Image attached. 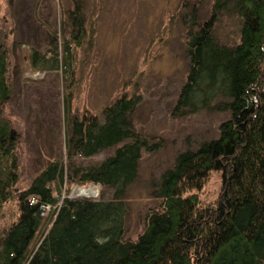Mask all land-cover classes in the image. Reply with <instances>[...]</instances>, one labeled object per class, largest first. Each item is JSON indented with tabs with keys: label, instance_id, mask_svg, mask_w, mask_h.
<instances>
[{
	"label": "trees",
	"instance_id": "obj_1",
	"mask_svg": "<svg viewBox=\"0 0 264 264\" xmlns=\"http://www.w3.org/2000/svg\"><path fill=\"white\" fill-rule=\"evenodd\" d=\"M11 1L0 0V264H264V0H213L202 20L196 4L180 13L187 71L171 115L214 110L227 117L215 137L177 153L151 183L154 205L135 237L126 236L124 196L138 179L142 154L162 146L134 128L135 95L118 97L101 116H70L63 159L17 190L20 135L3 115L13 90L5 43ZM227 9L238 20L234 44L215 31ZM81 10V0H73L67 12L75 47L84 30ZM71 46L63 40V68ZM38 58L32 52L33 65ZM57 59L55 53L50 69ZM106 151L99 162H83ZM212 172L220 176L217 197L203 203L198 192ZM89 184L110 198L69 195L72 186ZM8 202L12 211L1 222Z\"/></svg>",
	"mask_w": 264,
	"mask_h": 264
},
{
	"label": "rangeland",
	"instance_id": "obj_2",
	"mask_svg": "<svg viewBox=\"0 0 264 264\" xmlns=\"http://www.w3.org/2000/svg\"><path fill=\"white\" fill-rule=\"evenodd\" d=\"M81 2L84 30L75 47L70 38L74 32L67 23L73 0L11 1V28L5 43L10 51L13 90L3 115L20 135L16 188L26 189L50 161L63 159L70 116L80 117L84 112L101 116L103 108L118 97L135 95L140 103L131 117L134 128L149 142L162 141L158 150L142 154L138 179L124 196L128 206L126 236L135 237L143 227L146 208L154 205L149 198L151 183L172 164L177 153L215 137L219 122L227 117L226 112L214 110L171 115L187 71L180 13L189 12L196 4L198 18L205 19L213 0ZM184 2L188 5L185 9ZM7 12L2 8V15ZM215 31L222 43L234 44L237 17L229 9L223 11ZM65 39L70 41L72 52L70 66L63 68L61 45ZM32 52L39 56L34 65ZM55 53L60 63L50 69ZM109 152L83 162H99ZM219 185V173L212 172L198 192L199 200L214 201ZM78 189L91 190L89 196L94 198L108 199L111 195L92 184L72 186L69 195ZM12 208L11 202L4 205L1 222L7 220Z\"/></svg>",
	"mask_w": 264,
	"mask_h": 264
},
{
	"label": "water",
	"instance_id": "obj_3",
	"mask_svg": "<svg viewBox=\"0 0 264 264\" xmlns=\"http://www.w3.org/2000/svg\"><path fill=\"white\" fill-rule=\"evenodd\" d=\"M81 191H84V192H81ZM88 191L89 190H87V189H78L77 192L75 193V195H73V197L74 196L75 197H80V196L88 197L89 195H91V194L88 193Z\"/></svg>",
	"mask_w": 264,
	"mask_h": 264
},
{
	"label": "bare ground",
	"instance_id": "obj_4",
	"mask_svg": "<svg viewBox=\"0 0 264 264\" xmlns=\"http://www.w3.org/2000/svg\"><path fill=\"white\" fill-rule=\"evenodd\" d=\"M81 192H84V191H81ZM91 192H92L91 190L88 191L89 194H91Z\"/></svg>",
	"mask_w": 264,
	"mask_h": 264
}]
</instances>
